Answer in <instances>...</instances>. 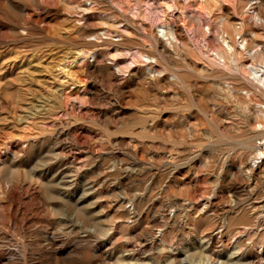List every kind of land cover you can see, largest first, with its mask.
Segmentation results:
<instances>
[{
	"label": "rangeland",
	"instance_id": "374dc122",
	"mask_svg": "<svg viewBox=\"0 0 264 264\" xmlns=\"http://www.w3.org/2000/svg\"><path fill=\"white\" fill-rule=\"evenodd\" d=\"M260 78L264 0H0V264H264Z\"/></svg>",
	"mask_w": 264,
	"mask_h": 264
},
{
	"label": "bare ground",
	"instance_id": "6f19581e",
	"mask_svg": "<svg viewBox=\"0 0 264 264\" xmlns=\"http://www.w3.org/2000/svg\"><path fill=\"white\" fill-rule=\"evenodd\" d=\"M161 4V3H160ZM170 6V5H169ZM227 27H228V25H227ZM224 31V30H223ZM226 32V31H225ZM170 44H171V42H170ZM229 46V45H228ZM227 48V47H226ZM231 48V47H230ZM226 50H228V49H226ZM229 51V50H228ZM260 54V53H259ZM232 55V54H231ZM224 56H225V54L224 53H222L221 52V56L220 57H222L223 59H224ZM251 56V55H250ZM254 57V56H253ZM252 57V58H253ZM215 58V57H214ZM216 59H218V58H216ZM221 60V59H220ZM218 61V60H217ZM224 63V62H223ZM254 64V63H253ZM255 65V64H254ZM224 66V65H223ZM246 66V65H245ZM253 66V65H252ZM236 67V66H235ZM249 67V66H248ZM255 67H258V65L257 66H255ZM247 69V68H246ZM245 69V70H246ZM260 69V68H259ZM238 70V69H237ZM239 70H241V69H239ZM257 70V69H256ZM261 70V69H260ZM244 72V71H243ZM251 72H249V74H250ZM254 73H255V71H254ZM253 73V74H254ZM261 73V72H260ZM241 74V73H240ZM258 74V73H257ZM242 75V74H241ZM244 75V74H243ZM250 76V75H249ZM256 76V75H255ZM260 76V75H259ZM247 77V76H246ZM253 77V76H252ZM240 78V77H239ZM239 78H237V79H239ZM241 79V78H240ZM233 80H235V79H233ZM253 81H254V78L252 79ZM257 80H259L262 84H264V78H260V79H257ZM235 82V81H234ZM256 82V81H255ZM258 82V81H257ZM256 82V83H257ZM237 84V83H236ZM258 84V83H257ZM236 86H238V85H236ZM237 88H239V87H237ZM236 89V88H235ZM262 89H264V88H262ZM239 90H241V89H239ZM241 93V92H240ZM243 93H245L244 91H243ZM262 93V92H261ZM239 94V93H238ZM245 95V94H244ZM237 96H239V95H237ZM241 96V95H240ZM243 96V95H242ZM245 97H246V95H245ZM238 98H240V97H238ZM242 100V99H241ZM260 113V112H259ZM257 124V126H258V124L259 123H256ZM261 127V126H260ZM257 128V127H256ZM253 131V130H252ZM256 134H257V136L259 135V133H256L255 132V134H254V136H256ZM253 134H251V135H249V136H252ZM253 137V136H252ZM250 138V137H249ZM253 139H255V137L253 138ZM261 139H264V138H261ZM250 140V139H249ZM262 142H264V141H262ZM261 153H264V151H262ZM255 155H256V153H255ZM258 159H260V158H258ZM262 159V158H261ZM261 162V161H260ZM262 163H264V161H262ZM257 165V164H256ZM247 167V166H246ZM253 167V166H252ZM251 168V167H250ZM249 169V168H248ZM256 169V168H255ZM260 169V168H259ZM251 170V169H250ZM246 171V170H245ZM247 172V171H246ZM252 172V171H251ZM254 172V171H253ZM248 173H250V172H248ZM260 173V172H259ZM262 173H264V172H262ZM248 176V175H247ZM261 176V175H260ZM254 177V176H253ZM256 178V177H255ZM258 178V177H257ZM248 180H249V178H248ZM253 180V179H252ZM255 180V179H254ZM247 181V180H246ZM229 182H231V180L229 181ZM253 183V182H252ZM250 184V183H249ZM248 184V185H249ZM243 186H245V185H243ZM241 187V186H240ZM250 187V186H249ZM250 191V190H249ZM261 199H264V198H261ZM209 204V203H208ZM130 208V207H129ZM223 228V227H222ZM215 230V229H214ZM223 231V230H222ZM212 233V232H211ZM209 234V233H208ZM215 234V233H214ZM216 235V234H215ZM203 238V237H202ZM207 238V237H206ZM205 238V239H206ZM214 238H215V236H214ZM217 238V237H216ZM215 238V239H216ZM220 238V237H219ZM213 239L210 237L209 238V241H212ZM206 241V240H205ZM218 241V240H217ZM221 242H222V240H221ZM218 243V242H217ZM202 244V243H201ZM214 244V243H213ZM215 244H216V242H215ZM219 245V244H218ZM146 246V245H145ZM144 246V247H145ZM211 246V245H210ZM218 248V247H217ZM221 248V247H220ZM144 249V248H143ZM214 250H215V248H213ZM262 249V248H261ZM205 251H206V248H205ZM216 251V250H215ZM217 252V251H216ZM223 252V251H222ZM145 253V252H144ZM219 253V252H218ZM171 255H172V252H171ZM174 255V254H173ZM142 256H144V255H142ZM209 256V255H208ZM241 256V255H240ZM210 257V256H209ZM238 257V256H237ZM261 257H264V256H261ZM218 258H220V257H218ZM251 258V257H250ZM214 259V258H213ZM225 260V259H224ZM251 260V259H250ZM227 261V260H226ZM207 262V261H206ZM210 262V261H209ZM251 262V261H250ZM205 264V263H204ZM215 264V263H214Z\"/></svg>",
	"mask_w": 264,
	"mask_h": 264
}]
</instances>
